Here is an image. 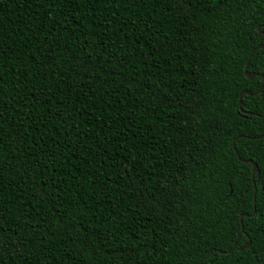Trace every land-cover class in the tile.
Instances as JSON below:
<instances>
[{
  "label": "trees",
  "instance_id": "1",
  "mask_svg": "<svg viewBox=\"0 0 264 264\" xmlns=\"http://www.w3.org/2000/svg\"><path fill=\"white\" fill-rule=\"evenodd\" d=\"M258 28L264 0H0V264H264Z\"/></svg>",
  "mask_w": 264,
  "mask_h": 264
},
{
  "label": "water",
  "instance_id": "2",
  "mask_svg": "<svg viewBox=\"0 0 264 264\" xmlns=\"http://www.w3.org/2000/svg\"><path fill=\"white\" fill-rule=\"evenodd\" d=\"M258 32H259V34H260L261 36H262V35L264 36V34L260 31V28H258ZM263 48H264V44L261 45V46H259V47H257L256 49H254V50L252 51L250 57H252V56L254 55V53H255L257 50H260V49H263ZM248 65H249V61L246 63V66H245V69H244V72H243V73H244L245 78H247L249 81H252V80L255 78V75H253V74H249V73L247 72ZM261 89H262V85H261V87H260V90H261ZM246 95H250V94H248L247 92H243V93L240 95V97H239V103H238V106H239V107H241V98H242V96H246ZM234 144H235V140H233V142H232V148H233L234 153L237 155ZM244 163H245V164H250V165L252 166V176H254V175H258V174H259V171H258V169H257V166H256L254 163H252L251 161H245ZM254 203H255V202H254ZM240 223H241V222H240ZM242 232H243V230H242V227H241V233H240V234H242ZM249 246H250V244L244 245V246L240 249V251H243V250L248 249ZM235 247H236V243L233 245L231 251H229L227 254H230V253L235 249ZM208 256H209V253L207 254L206 257H208Z\"/></svg>",
  "mask_w": 264,
  "mask_h": 264
}]
</instances>
